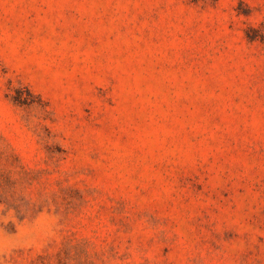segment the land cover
<instances>
[{"label":"rangeland","instance_id":"374dc122","mask_svg":"<svg viewBox=\"0 0 264 264\" xmlns=\"http://www.w3.org/2000/svg\"><path fill=\"white\" fill-rule=\"evenodd\" d=\"M0 264H264V0H0Z\"/></svg>","mask_w":264,"mask_h":264}]
</instances>
